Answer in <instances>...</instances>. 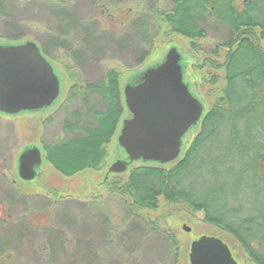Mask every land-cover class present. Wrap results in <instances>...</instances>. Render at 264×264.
I'll return each mask as SVG.
<instances>
[{
  "label": "trees",
  "instance_id": "16d2710c",
  "mask_svg": "<svg viewBox=\"0 0 264 264\" xmlns=\"http://www.w3.org/2000/svg\"><path fill=\"white\" fill-rule=\"evenodd\" d=\"M125 1L135 3L141 10L131 22L124 19L127 26L119 30L120 37L117 31H103L92 18L80 23L77 16L48 7L49 19L45 17V20L49 21L44 26L51 35L40 41L42 52L49 59L50 49L64 50L83 67L87 63L83 49H75L61 38L76 29L85 34V43L99 47L103 38V42L115 45L114 52L132 53V62L137 67L152 54L159 38L169 44L172 37L182 36L190 41L191 50L201 52L200 42L216 32L222 35V40L208 55L222 60L209 57L204 65L198 66L200 70L206 66L212 70L209 84L218 88L210 91L211 105L183 157L168 165L138 164L129 173L104 179L101 186L124 200L130 211L156 210L162 201L185 207L195 216H201L202 223L232 237L252 264H264V0ZM162 1L169 8H161ZM7 8L0 3L1 16L6 15ZM51 19L58 23L55 30L50 27ZM5 38L0 31V39ZM65 72L73 84L64 105L78 99L82 104L65 119L64 138L39 146L54 170L73 177L105 166L108 147L118 131L125 104L118 69H109L101 80L83 83L69 68ZM199 80L203 81L200 75ZM92 97L100 98L102 109L90 104ZM86 108L91 116L88 122L84 121L86 113L81 111ZM13 189L4 200L6 218H0V264H97L100 261V247L94 250L92 241L84 235L90 230L84 221L89 213L91 224L97 218L103 223L100 231L106 236L103 227L108 224L107 216L96 210L94 201L90 205L66 207L76 209L75 212L58 208L51 219L45 200L41 201L42 215L28 199L23 200L26 209L16 213L15 200H19L23 191L17 185ZM54 195L56 202L64 199L57 193ZM131 226L128 233L132 235V248L125 246V240L118 241L122 249L115 255L113 264H124L126 257L133 262L142 247L147 248L149 240L142 239L148 238L145 234L162 236L165 232L157 223L144 219ZM147 226L149 231L145 232ZM69 232L73 237H67ZM121 236L127 239L126 234ZM161 242L168 252L172 253L173 249L178 252L174 236H162ZM108 245L104 244V248ZM69 248L75 250L69 252ZM176 262L177 253L173 264Z\"/></svg>",
  "mask_w": 264,
  "mask_h": 264
},
{
  "label": "rangeland",
  "instance_id": "374dc122",
  "mask_svg": "<svg viewBox=\"0 0 264 264\" xmlns=\"http://www.w3.org/2000/svg\"><path fill=\"white\" fill-rule=\"evenodd\" d=\"M242 1L245 0H238V2ZM0 3L3 5L6 4L9 10L6 15H0V31L4 37L6 36L2 43L20 44L26 41H34L39 46H42V42L40 41L45 40V36L51 35L47 32L46 26H44V22L49 21L48 7L51 8L54 6L52 8L56 11L61 10L71 16H77L80 23L86 22L88 18H92L103 31L119 32L118 37H120L119 30L127 26V21L124 19L131 22L141 10V7L137 8L135 3L126 2L125 0H120L119 3L116 0H0ZM120 3L121 5L116 6ZM56 4L65 9L55 7ZM95 4L100 6L97 9V13H95ZM161 8L167 9L169 5L162 1ZM103 12L104 14H102ZM45 17H48V21L45 20ZM49 23L53 30L58 27V23L56 21L52 22V19ZM19 35H23L21 39L18 38ZM84 35L81 30L73 29L71 35L61 36V38L64 37L69 46L75 49H83L85 54L83 59L87 62L83 67H80V65L78 66L64 50H58L57 48L50 49V57L47 60L52 67H54L55 72L60 76L63 83L62 91L56 104L48 110L39 111L40 113H28L12 117H5L0 114V204H2L0 205V218H6V201L4 202L6 194L10 193V190H14L13 188L17 185L23 193L19 200H15V202H17V205L14 206V211L16 213H21L26 209L23 203L25 199H28V202L32 201L34 203V210L39 213L44 208L41 201L45 200L44 203L49 204L48 213H50L51 219L55 218L58 208H64L75 212L74 210L76 209L70 210L66 207H77L79 204L90 205L94 201V205L97 208L96 210L106 215L108 221L107 226L103 227V231L106 232V236L103 237L100 231L102 230L103 223H101V225L97 218V220L91 219L93 221L91 224L89 213L85 215V227L87 226L90 230L84 235L90 238L94 250L99 247H104V244L107 246L112 239H115V244H117L118 241L125 240L126 245H124L132 248V235L128 233L132 229L131 224H136L143 219L157 223L161 231H166L175 235L180 242V244H178L180 247L177 249L178 252L173 249L172 253H170L161 242L162 236L145 234L148 238L142 239L149 240V242H147V248L142 247L141 252H139L138 256L134 257L131 263L128 262L127 257L125 260L123 259L126 264H173L176 253L177 264H189L190 262L187 255L189 246L199 235H213L218 237L222 242L224 240L230 245L229 247L235 251V255L240 261L239 264H252L241 251L240 245L232 237L226 234L221 235L217 228L202 223L201 216H195L189 209L182 206L170 205L162 201L159 208L156 210L141 209L130 211L124 200L118 196L109 194L107 190L101 186L104 179L107 177L112 178L116 175L108 174L109 168L113 163L118 160L127 161L126 153L118 145V137L123 126V121L130 118L124 97V88L128 82L132 81L136 75L141 74L145 70L163 61L169 49L176 47L182 55L183 63L186 64V83L191 86V91L195 96L198 97V95H200L202 100L199 97L198 99L205 106L206 113L211 105L212 93L210 98L209 93L212 90L217 91L218 86L211 88L209 84L212 70L207 66L203 70H200L198 66L204 65L205 59L212 57L208 54L213 51L215 46L222 40V35L212 32L211 37L209 36L207 39L200 42L201 52H194L191 50L190 41L182 36L172 37L169 44L163 43L159 38L152 54L143 64L137 67L134 65V62H132V53L125 50H123L122 53L117 51L114 52V49H116L115 45L107 41L103 42V38H101V45L99 47L98 45H90L85 43ZM41 38L43 39L41 40ZM191 59L195 62L194 64H191ZM212 59L216 61L219 60L214 57H212ZM221 60L220 58L219 61ZM66 67L72 70L74 76L76 79L78 78L80 83L101 80L105 76V73L111 68H116L121 73L120 86L125 104L124 114L120 121L118 131L108 147L107 162L105 166L99 170H87L73 177H65L46 162L42 151L43 163L37 175L39 177H36L38 180L36 181L35 179V182L32 181L31 183L21 181L19 180L20 178L17 172L19 154L28 147H33V145H40L42 147V144L50 143L56 138H64L66 133L62 131V125L65 119L82 104V100L78 99L71 104L67 103L64 105L67 97L70 96V90L73 84V82L69 80L68 74L65 72ZM199 75L203 79L202 82L201 80L198 81ZM220 84L224 85V82L221 81ZM75 93L77 92L75 91L73 94ZM196 93H198V95ZM80 98L83 99V97ZM89 102L97 109H102L99 97H92L89 99ZM81 111L86 113L85 115H87V117L84 121L88 122L87 118L91 117L87 113L88 109L86 108ZM198 128L199 127L194 128L185 138L179 158L183 157L190 139ZM141 163L142 162L139 161L131 164L126 173H129L133 167ZM17 176L19 179H17ZM34 193L39 195L31 197L30 195ZM55 193H57L58 197H64V199L59 202L54 201ZM18 205L19 208H17ZM87 209L88 206L85 208V212H87ZM42 214L43 213H40L39 215ZM185 227L189 228L190 232L185 231ZM145 228V232L149 231L148 226ZM110 232L111 234L109 236ZM123 234H126L127 239L124 237L125 235L121 236ZM70 235L73 237L72 232H69L67 237ZM69 239L72 240L71 238ZM119 249H122V247L119 246ZM124 249L125 247L123 250ZM68 250L69 252H73L75 249L69 248ZM123 250L122 252L125 251ZM136 252L138 251L136 250ZM117 253L119 252H107L105 256L99 254L100 261L97 264H113ZM78 262L80 263L81 259H78Z\"/></svg>",
  "mask_w": 264,
  "mask_h": 264
},
{
  "label": "water",
  "instance_id": "95a60500",
  "mask_svg": "<svg viewBox=\"0 0 264 264\" xmlns=\"http://www.w3.org/2000/svg\"><path fill=\"white\" fill-rule=\"evenodd\" d=\"M47 59L34 41L0 42L1 114L38 113L58 101L62 81ZM185 75L182 55L172 47L163 61L128 82L124 97L130 118L123 121L118 137L127 161L113 163L108 174H124L139 161L168 165L179 159L185 138L202 121L206 110ZM42 163L39 147L22 151L17 161L20 180L34 181ZM184 230L190 232L189 228ZM189 259L190 264H238L227 245L206 236L192 244Z\"/></svg>",
  "mask_w": 264,
  "mask_h": 264
},
{
  "label": "flooded vegetation",
  "instance_id": "af4514ba",
  "mask_svg": "<svg viewBox=\"0 0 264 264\" xmlns=\"http://www.w3.org/2000/svg\"><path fill=\"white\" fill-rule=\"evenodd\" d=\"M98 7H100V6H97L96 7V11H95V13H97L98 11H97V9H98ZM102 14H104V12L102 13ZM1 42L3 41L2 39L0 40ZM54 68V67H53ZM55 70V69H54ZM70 91H72V90H70ZM1 114V113H0ZM1 115H4V114H1ZM5 117H9L8 115H4ZM12 117V116H11ZM47 123V122H46ZM33 146H36V147H40V146H38V145H33ZM41 148V147H40ZM212 227H214V226H212ZM215 228V227H214ZM110 234H111V232L109 233V236H110ZM162 236H163V238H168L169 236H174V238H176V236L175 235H173V234H170L169 232H162ZM203 236H206V237H213V238H216V239H219L218 237H215V236H213V235H199L197 238H196V240L194 241V242H196V241H198L200 238H202ZM176 240H177V243L178 244H180V242H179V240L176 238ZM223 240V239H222ZM115 242V239L113 240H111V241H109V245H108V247L107 248H104V247H102V248H100V250H99V254L100 255H106L107 254V252H113V253H115V252H119V242H117V244H115L114 243ZM193 242V243H194ZM193 243H191V245L189 246V250H188V252H187V255H188V260H189V262H190V259H189V255H190V251H191V246H192V244ZM223 243L225 244V245H227L228 246V248L230 249V251H231V253H232V256H233V258L236 260V262L239 264V260H238V258L236 257V255H235V251L232 249V248H230L229 246V244L227 243V242H225L224 240H223ZM110 246H111V248H110ZM180 247H178V249H179ZM106 250H109V251H106ZM241 251L243 252V249L241 248ZM244 253V252H243ZM245 254V253H244ZM246 255V254H245ZM128 262H131V260H129ZM176 264H177V262H176ZM190 264V263H189Z\"/></svg>",
  "mask_w": 264,
  "mask_h": 264
}]
</instances>
